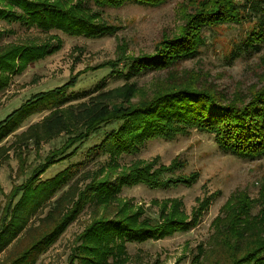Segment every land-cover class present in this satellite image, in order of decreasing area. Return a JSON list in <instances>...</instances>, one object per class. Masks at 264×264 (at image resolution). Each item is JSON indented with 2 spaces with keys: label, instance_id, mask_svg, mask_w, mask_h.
Instances as JSON below:
<instances>
[{
  "label": "trees",
  "instance_id": "16d2710c",
  "mask_svg": "<svg viewBox=\"0 0 264 264\" xmlns=\"http://www.w3.org/2000/svg\"><path fill=\"white\" fill-rule=\"evenodd\" d=\"M167 1L0 0V24L17 23L47 34L56 30L101 38L117 31L116 26L103 18L106 8H119L127 3L157 7ZM192 9L181 32L164 41L153 54L131 57L123 52L116 60L99 66L111 68V75H122L125 80L122 84L105 88L106 78H103L93 91L67 94L78 81L76 78L34 94L0 121L1 143L17 129L20 117L48 107L51 112L40 124L43 132L66 133L62 145L50 152L37 170L13 189L6 204L0 206L1 253L14 240L22 242L20 234L31 215L58 194L51 210L41 218V227L33 228L30 243L20 244L16 252L10 251L1 264L33 263L37 254L48 249L87 205L93 208L104 205L105 211L100 216L97 214L76 238L70 264H124L129 259V243L163 239L193 228L210 197L203 199L188 219L180 213L178 202L171 212L163 204L160 213L151 217L144 216L141 207L134 210L131 201L118 196L123 188L139 184L169 189L191 186L199 180L198 172L182 174L180 170L185 163L177 158L157 168V160L121 164L122 157L139 154L151 140H173L199 130L212 134L224 153L249 160L264 157V86L252 91L247 100L241 99L242 96L230 98L211 84L202 83L197 72L177 69L181 62L201 57L203 48L214 38L216 27L222 25L254 21L253 28L257 30L233 42L225 57L227 65L260 51L259 43L264 41V0H198ZM10 33L12 29L0 27V92L9 86L13 74L23 72L62 45L56 34H50L42 42L17 39L3 43ZM161 70L168 72L164 81L150 92L144 91L137 77L147 71ZM82 98L86 100L71 103ZM93 136H101V140L89 147V159L107 156V161L96 171L79 174L81 162L52 178L39 180L49 167L75 155ZM82 175L92 176L73 200V182L77 185ZM66 201L71 202L70 207ZM224 207L221 216L213 222L215 231L208 249L200 247L194 261L264 264V190L258 198L238 192Z\"/></svg>",
  "mask_w": 264,
  "mask_h": 264
},
{
  "label": "rangeland",
  "instance_id": "374dc122",
  "mask_svg": "<svg viewBox=\"0 0 264 264\" xmlns=\"http://www.w3.org/2000/svg\"><path fill=\"white\" fill-rule=\"evenodd\" d=\"M194 1L198 0H168L157 7L127 3L119 8H106L103 18L116 26L117 31L114 35L101 38L70 35L56 30L50 32L61 39V48L30 64L23 72L13 74L9 86L0 92V121L34 94L60 87L76 78L78 81L67 90V94L81 95L86 91H93L103 78H106L105 88L122 84L125 81L122 75H111V68L99 66L116 60L123 52L131 57L153 54L164 41L176 37L181 32L187 15L193 10ZM253 26L254 21L216 27L214 38L203 48L201 57L181 62L177 69L197 72L202 83L211 84L230 98L242 96L241 99L247 100L252 91L264 86V41L259 43L260 51L244 55L231 65L225 63V57L234 41H240L246 35L257 31ZM0 27L13 30V33L5 36L3 43L17 39L42 42L50 36L17 23H1ZM121 67L122 65L119 66ZM167 73V70L147 71L138 76L137 80L144 91L150 92L157 83L164 81ZM84 100L86 98L71 103ZM50 112L51 109L45 107L42 111L20 117L17 129L0 143L1 207L6 204L13 189L37 170V166L43 163L46 156L59 148L66 139L65 132L48 135L40 127ZM100 140L101 136H93L75 155L49 167L39 180L52 178L66 167L81 162L83 164L79 174L86 170L96 171L100 164L107 161V156L89 159L87 152L89 147ZM176 158L185 163V167L180 170L182 174L199 173V180L195 184L169 189H153L139 184L123 188L118 195L120 199L131 201L134 210L141 207L143 215L151 217L160 213L163 204H166L165 208L171 212L173 205L178 202L180 213L188 219H191L203 199L210 197V200L202 211L199 222L188 231L178 232L163 239L129 243V259L124 264H176L179 260L180 264H200L194 261V257L200 247L208 249L215 231L213 222L221 216L228 200L238 192L258 198L264 190V157L249 160L224 153L212 134L199 130L177 136L173 140H151L139 154L122 157L121 164L129 165L136 160L155 163L157 160V168L160 164H171ZM82 176L79 177L77 185L73 182V200L92 175ZM114 176L116 174H113ZM57 195L31 215L29 224L20 234L22 242L17 243V240H14L9 244L0 253V264L10 251L16 252L20 244L24 246L30 243L33 238L30 235L35 232L32 231L33 228L41 227L40 220L51 210V203ZM67 202L66 206L70 207L71 202ZM104 211V205L97 208L87 205L48 249L37 254L31 264H70L76 238L97 214L100 216Z\"/></svg>",
  "mask_w": 264,
  "mask_h": 264
}]
</instances>
